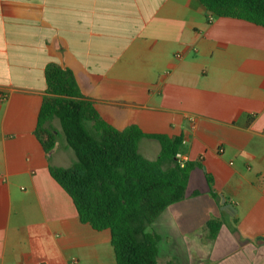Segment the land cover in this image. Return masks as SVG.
<instances>
[{"label": "crops", "instance_id": "0c3cea01", "mask_svg": "<svg viewBox=\"0 0 264 264\" xmlns=\"http://www.w3.org/2000/svg\"><path fill=\"white\" fill-rule=\"evenodd\" d=\"M50 64L114 128L182 138L195 167L148 228L158 264H264V27L199 0H0V264H117L49 172L74 151L64 139L48 160L35 135Z\"/></svg>", "mask_w": 264, "mask_h": 264}, {"label": "trees", "instance_id": "16d2710c", "mask_svg": "<svg viewBox=\"0 0 264 264\" xmlns=\"http://www.w3.org/2000/svg\"><path fill=\"white\" fill-rule=\"evenodd\" d=\"M199 1L214 17L264 27V0ZM45 78L35 135L49 160L61 131L77 158L70 167L50 165L52 178L72 199L81 223L110 231L117 264H158L160 238L148 228L171 205L186 198L189 172L195 167L176 158L182 138L146 135L137 126L118 130L83 96L70 69L50 64ZM56 120L60 131L54 127ZM144 138L161 145L154 161L139 152ZM208 184L218 199L209 177ZM208 227L214 237L220 223L212 220Z\"/></svg>", "mask_w": 264, "mask_h": 264}, {"label": "rangeland", "instance_id": "374dc122", "mask_svg": "<svg viewBox=\"0 0 264 264\" xmlns=\"http://www.w3.org/2000/svg\"><path fill=\"white\" fill-rule=\"evenodd\" d=\"M55 126H56L57 130H60V126H59V123H58L57 120L55 121ZM64 142H65L64 141V136H63L62 132L60 131V135L58 137V145L62 146L64 144Z\"/></svg>", "mask_w": 264, "mask_h": 264}, {"label": "built area", "instance_id": "2783aa9c", "mask_svg": "<svg viewBox=\"0 0 264 264\" xmlns=\"http://www.w3.org/2000/svg\"><path fill=\"white\" fill-rule=\"evenodd\" d=\"M176 158L180 161L181 164H185L187 161L186 157L181 153L176 154Z\"/></svg>", "mask_w": 264, "mask_h": 264}, {"label": "water", "instance_id": "95a60500", "mask_svg": "<svg viewBox=\"0 0 264 264\" xmlns=\"http://www.w3.org/2000/svg\"><path fill=\"white\" fill-rule=\"evenodd\" d=\"M225 207H227V206L225 205Z\"/></svg>", "mask_w": 264, "mask_h": 264}]
</instances>
